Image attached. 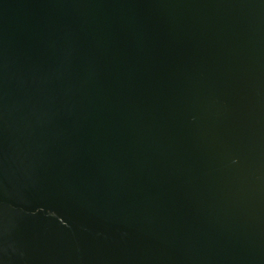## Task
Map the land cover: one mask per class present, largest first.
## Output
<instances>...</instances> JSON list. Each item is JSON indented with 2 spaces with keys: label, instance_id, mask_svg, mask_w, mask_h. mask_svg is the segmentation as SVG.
I'll use <instances>...</instances> for the list:
<instances>
[{
  "label": "water",
  "instance_id": "1",
  "mask_svg": "<svg viewBox=\"0 0 264 264\" xmlns=\"http://www.w3.org/2000/svg\"><path fill=\"white\" fill-rule=\"evenodd\" d=\"M0 264H264V0H0Z\"/></svg>",
  "mask_w": 264,
  "mask_h": 264
}]
</instances>
